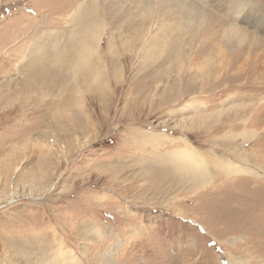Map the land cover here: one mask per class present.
Returning a JSON list of instances; mask_svg holds the SVG:
<instances>
[{
    "label": "rangeland",
    "instance_id": "374dc122",
    "mask_svg": "<svg viewBox=\"0 0 264 264\" xmlns=\"http://www.w3.org/2000/svg\"><path fill=\"white\" fill-rule=\"evenodd\" d=\"M0 264H264V0H0Z\"/></svg>",
    "mask_w": 264,
    "mask_h": 264
},
{
    "label": "bare ground",
    "instance_id": "6f19581e",
    "mask_svg": "<svg viewBox=\"0 0 264 264\" xmlns=\"http://www.w3.org/2000/svg\"><path fill=\"white\" fill-rule=\"evenodd\" d=\"M219 23H221L223 26V22H219ZM221 24L218 26L221 27ZM103 30H104L103 24H99L98 27H96L93 30V34L90 33L87 35V39H90L91 42H96L99 39ZM81 31H82V35H81V39L79 41L80 42L79 46L81 47L80 53L84 55L85 54V24L81 28ZM100 40H101V37H100ZM73 43L76 44L77 42L74 41ZM58 51H59V49H57V52ZM172 52H174V51H172ZM72 59H73V57L70 58L69 60H72ZM69 60H67L66 62H63V65H62L63 67L67 65V68H62V72L68 71L66 74L67 78H70L69 71L71 70V67L73 66V64L69 65ZM185 150L186 151L181 153V156L183 157V159L185 160L186 163H189V161L191 159H192V163H194L195 156L197 158H200V156H201L199 153H194V151H192V150H188V149H185ZM205 160L207 161V165L200 170H198V169L188 170L187 167L183 164V162H180L179 166L176 168H178L179 170H182L180 172L183 174L182 175L180 174V176H178V177L175 176L177 173L174 174V176L172 177L173 181L176 182V184H179V180L181 179L182 181H184V184L188 183L189 187L191 186V188H194L198 185L203 184V182L204 183L209 182L211 180V178L212 177L215 178L216 175L223 174L226 176H231L236 172L237 173L238 172H242V173L243 172H246V173L252 172L248 167L233 166V165H231L232 163H227V165H222L221 162H217L211 158L209 159L208 157H205ZM198 164H203V162H198ZM230 195L233 197L234 193H230Z\"/></svg>",
    "mask_w": 264,
    "mask_h": 264
}]
</instances>
